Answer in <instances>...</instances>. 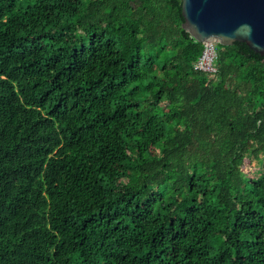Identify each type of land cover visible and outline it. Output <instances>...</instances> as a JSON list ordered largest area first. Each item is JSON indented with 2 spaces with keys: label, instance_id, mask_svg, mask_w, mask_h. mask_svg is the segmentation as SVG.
Wrapping results in <instances>:
<instances>
[{
  "label": "trees",
  "instance_id": "trees-1",
  "mask_svg": "<svg viewBox=\"0 0 264 264\" xmlns=\"http://www.w3.org/2000/svg\"><path fill=\"white\" fill-rule=\"evenodd\" d=\"M183 23L0 0V264H264V57Z\"/></svg>",
  "mask_w": 264,
  "mask_h": 264
},
{
  "label": "water",
  "instance_id": "water-1",
  "mask_svg": "<svg viewBox=\"0 0 264 264\" xmlns=\"http://www.w3.org/2000/svg\"><path fill=\"white\" fill-rule=\"evenodd\" d=\"M182 15L197 42L245 43L264 57V0H182Z\"/></svg>",
  "mask_w": 264,
  "mask_h": 264
},
{
  "label": "built area",
  "instance_id": "built-area-1",
  "mask_svg": "<svg viewBox=\"0 0 264 264\" xmlns=\"http://www.w3.org/2000/svg\"><path fill=\"white\" fill-rule=\"evenodd\" d=\"M213 42L205 43L202 57L196 63L195 68L209 75H214L217 71L214 63L217 59V51Z\"/></svg>",
  "mask_w": 264,
  "mask_h": 264
},
{
  "label": "rangeland",
  "instance_id": "rangeland-1",
  "mask_svg": "<svg viewBox=\"0 0 264 264\" xmlns=\"http://www.w3.org/2000/svg\"><path fill=\"white\" fill-rule=\"evenodd\" d=\"M248 164L251 165V170H250V173H251V174L257 170V164H256L255 162H250V160H248V161H247V165H248Z\"/></svg>",
  "mask_w": 264,
  "mask_h": 264
}]
</instances>
